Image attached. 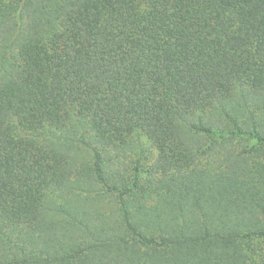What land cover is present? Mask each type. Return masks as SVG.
I'll return each instance as SVG.
<instances>
[{"label":"trees","instance_id":"obj_1","mask_svg":"<svg viewBox=\"0 0 264 264\" xmlns=\"http://www.w3.org/2000/svg\"><path fill=\"white\" fill-rule=\"evenodd\" d=\"M262 239L264 0H0V264H264Z\"/></svg>","mask_w":264,"mask_h":264},{"label":"rangeland","instance_id":"obj_2","mask_svg":"<svg viewBox=\"0 0 264 264\" xmlns=\"http://www.w3.org/2000/svg\"><path fill=\"white\" fill-rule=\"evenodd\" d=\"M147 143V142H146ZM155 154H156V152H155ZM256 246H257V248H263L264 247V239H262V240H260L259 242H257V244H256Z\"/></svg>","mask_w":264,"mask_h":264}]
</instances>
